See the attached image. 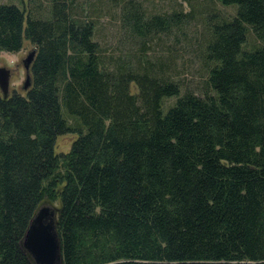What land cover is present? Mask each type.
Segmentation results:
<instances>
[{"label":"trees","instance_id":"16d2710c","mask_svg":"<svg viewBox=\"0 0 264 264\" xmlns=\"http://www.w3.org/2000/svg\"><path fill=\"white\" fill-rule=\"evenodd\" d=\"M36 1L0 4V51L34 47L24 93H0V264H33L21 240L44 199L61 264H264V0L206 5L200 93L147 54L192 12L106 0L134 47L112 56L74 0Z\"/></svg>","mask_w":264,"mask_h":264},{"label":"rangeland","instance_id":"374dc122","mask_svg":"<svg viewBox=\"0 0 264 264\" xmlns=\"http://www.w3.org/2000/svg\"><path fill=\"white\" fill-rule=\"evenodd\" d=\"M148 12L165 13L171 9L181 7L183 11L192 12L187 25L178 32L168 35L159 34L152 38L148 45V56L156 58L163 56L169 58L170 74L181 85L182 90L188 89L195 93L202 92L204 68L202 66L200 54L198 52V39L202 28L203 10L209 4L220 9L224 14L232 12L231 7L221 6L215 0H139ZM0 4H12L27 12L30 8L40 6V1L36 0H0ZM73 10L80 13L83 21L93 22V40L97 42L102 54L105 55H124L134 47L128 45L123 38V33L119 30L118 8L106 0H74ZM45 9L39 13L34 12V17L44 15ZM249 43L251 42L250 39ZM34 50L33 45L28 41H23L22 46L17 52L0 51V68L8 71V86L6 95L11 91L23 94L25 88L23 84L29 80V73L25 72L22 60L26 55ZM131 84V91H135ZM1 93V92H0ZM2 94V93H1ZM171 99H167L166 104ZM63 112V110H62ZM64 119L69 124H74L75 119L64 114ZM75 138V133H65L55 139L54 151L56 154L64 153L69 148L71 141ZM40 205L49 206L55 210L58 208L57 200L49 201L44 199ZM39 205V206H40ZM56 216V213H55Z\"/></svg>","mask_w":264,"mask_h":264},{"label":"water","instance_id":"95a60500","mask_svg":"<svg viewBox=\"0 0 264 264\" xmlns=\"http://www.w3.org/2000/svg\"><path fill=\"white\" fill-rule=\"evenodd\" d=\"M34 50L22 60L25 72L33 58ZM29 80L23 84L27 88ZM8 71L0 68V92L6 95ZM56 210L49 206H38L34 211L21 240V246L33 264H61L59 239L56 232Z\"/></svg>","mask_w":264,"mask_h":264}]
</instances>
